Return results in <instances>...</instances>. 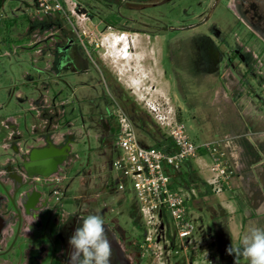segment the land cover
<instances>
[{
  "label": "rangeland",
  "instance_id": "rangeland-1",
  "mask_svg": "<svg viewBox=\"0 0 264 264\" xmlns=\"http://www.w3.org/2000/svg\"><path fill=\"white\" fill-rule=\"evenodd\" d=\"M58 2L62 9L50 15L36 12V0H5L0 7V161L13 153L2 147L11 126L24 146L33 145L36 150L44 146L43 140H37V126L42 120L46 124L45 115L55 118L56 107L52 103L55 89L45 85L42 71V41L48 35L47 23L58 21L64 30L73 32L84 51L85 45L90 49L99 44L96 47L104 61L144 107L153 102L162 111L171 107L193 142L232 138L227 155L236 171L232 190L216 195L205 180L209 154L191 160L186 170L181 168L186 184L176 179L174 186L190 190L187 207L196 226L194 242L181 249L168 214L169 230L164 226L154 229L141 216L130 181L125 190H114L119 177L114 162L120 147L108 138L105 147L98 149L104 140L99 126L82 125L67 112L70 123L56 118V133L52 134L72 137L67 169L70 190H89L95 212L103 206L105 220H115L128 243L141 253L139 264H247L226 249L236 246L249 228L264 227V53L258 54L264 52V44L233 0ZM74 2L77 10L73 14ZM102 21L111 25L103 26ZM123 32L130 34L129 40L138 39L135 49L144 55L139 61L126 62L111 55L112 38ZM128 47L133 53L134 47ZM141 118V139L155 144L164 138L165 130L157 122L145 113ZM256 215L259 219L251 218ZM146 231L152 233L150 242L145 241Z\"/></svg>",
  "mask_w": 264,
  "mask_h": 264
},
{
  "label": "flooded vegetation",
  "instance_id": "flooded-vegetation-1",
  "mask_svg": "<svg viewBox=\"0 0 264 264\" xmlns=\"http://www.w3.org/2000/svg\"><path fill=\"white\" fill-rule=\"evenodd\" d=\"M233 4L254 36L264 44V0H233ZM102 22L103 26L111 25ZM47 25L51 31L45 30L48 35L42 41L45 52L42 71L45 85L55 89L52 99L55 118L45 115L43 130H48L44 131V146L40 150L24 148L14 126L7 142L2 143L13 153L0 161V264H65L70 236L84 218L98 212L111 241V264H139L141 253L128 243L115 220L113 224L105 220L103 206L95 212L89 190L84 193L70 190L67 169L72 160V137L62 134L63 139L56 141L52 133L53 124L57 125L55 120L63 118L70 123L68 112L82 125L99 126L104 139L100 149L108 138L115 141L121 114L139 126L143 113L146 114L145 107L104 61L97 48L99 44L90 49L85 45L84 51L73 32L64 30L58 21ZM41 27L44 29V24ZM249 62L253 66L254 58Z\"/></svg>",
  "mask_w": 264,
  "mask_h": 264
},
{
  "label": "built area",
  "instance_id": "built-area-1",
  "mask_svg": "<svg viewBox=\"0 0 264 264\" xmlns=\"http://www.w3.org/2000/svg\"><path fill=\"white\" fill-rule=\"evenodd\" d=\"M38 1V14L50 15L62 9L58 0ZM75 11L74 2L70 12L74 14ZM169 108L171 110L162 111L161 106L154 102L147 103L145 107L148 117L165 130L162 134L164 138L159 139L160 145L149 144L141 139L138 133L141 128L126 114L120 115L115 143L120 147L121 154L114 162V169L119 174L114 190H125L127 181H130L141 216L147 219V223L155 225L154 229L164 226L169 230L168 214L174 228L172 234L182 242L180 247L183 249L194 242L196 226L187 207L190 190L174 186V181L186 162L209 154L211 162L204 163L209 171V177L205 179L209 188L216 195L231 191L236 171L227 154L233 139L225 137L218 141L195 143L187 134L183 121ZM145 233V241L150 242L152 233ZM208 264L213 263L209 261Z\"/></svg>",
  "mask_w": 264,
  "mask_h": 264
},
{
  "label": "clouds",
  "instance_id": "clouds-1",
  "mask_svg": "<svg viewBox=\"0 0 264 264\" xmlns=\"http://www.w3.org/2000/svg\"><path fill=\"white\" fill-rule=\"evenodd\" d=\"M68 243L65 264H111L112 245L100 215L90 214L84 218ZM226 252L243 257L247 264H264V227L249 228L237 245L231 244Z\"/></svg>",
  "mask_w": 264,
  "mask_h": 264
},
{
  "label": "bare ground",
  "instance_id": "bare-ground-1",
  "mask_svg": "<svg viewBox=\"0 0 264 264\" xmlns=\"http://www.w3.org/2000/svg\"><path fill=\"white\" fill-rule=\"evenodd\" d=\"M129 35L127 33L126 34H124V33L120 34L119 33L118 36L113 37L111 44L109 45V50L112 52V53L111 52L110 53H111V55H113L115 57H120L122 60H124L126 62H128L130 60L139 61L140 59H142V57H144V55H142L143 54L142 51L139 52L138 50L135 49L139 46L138 45V43H139L138 39H130L129 40V39H127V38H129ZM130 45H132V47H134L133 53L130 52V50H129L130 47H128V46H130Z\"/></svg>",
  "mask_w": 264,
  "mask_h": 264
},
{
  "label": "crops",
  "instance_id": "crops-1",
  "mask_svg": "<svg viewBox=\"0 0 264 264\" xmlns=\"http://www.w3.org/2000/svg\"><path fill=\"white\" fill-rule=\"evenodd\" d=\"M44 121L42 120V123H43ZM42 123L39 125V126H37L38 127V130L36 131V132H38V135H37V140L39 141V140H43V136L42 135H44V134H46V132H44V131H47L48 130V128L46 129L45 128V130H43L44 129V127H45V125H42ZM35 132V131H34ZM53 133H56V126H55V124H53ZM61 134H58V136L57 135H55V137L57 138V139H55V140H58L60 137ZM237 135H239L240 136V134H236V135H233V136H235V137H237ZM238 136V137H239ZM232 137V136H231ZM42 138V139H41ZM234 138V137H233ZM24 144L25 143H23L22 142V146L23 147H25V148H32L33 147V145H27V146H24ZM4 146H6V148H7V145L6 144H4L2 147L4 148ZM258 212V211H257ZM257 214V213H256ZM259 215V214H258ZM258 215H256V216H254V217H251V218H256V219H259V217H258ZM259 216H262V215H259ZM263 217V216H262Z\"/></svg>",
  "mask_w": 264,
  "mask_h": 264
},
{
  "label": "trees",
  "instance_id": "trees-1",
  "mask_svg": "<svg viewBox=\"0 0 264 264\" xmlns=\"http://www.w3.org/2000/svg\"><path fill=\"white\" fill-rule=\"evenodd\" d=\"M4 1H5V0H0V7H1V5L3 4ZM154 143L157 144V145H160V144H161V141H160L159 139H156ZM189 164H191V161H188V162H186V163L184 164V168H185V170L187 169V167H188ZM177 180H178V182H179L181 185H182V184H186L185 181L181 178L180 173H179V176H178ZM185 187H186V186H185Z\"/></svg>",
  "mask_w": 264,
  "mask_h": 264
}]
</instances>
